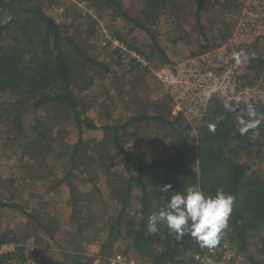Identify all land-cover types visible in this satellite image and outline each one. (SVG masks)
Returning a JSON list of instances; mask_svg holds the SVG:
<instances>
[{
	"label": "rangeland",
	"instance_id": "rangeland-1",
	"mask_svg": "<svg viewBox=\"0 0 264 264\" xmlns=\"http://www.w3.org/2000/svg\"><path fill=\"white\" fill-rule=\"evenodd\" d=\"M123 1L122 12L131 18H138L142 1ZM212 1L214 7L208 9L204 6L206 10L199 16L188 3L178 14L169 12L172 25L165 29L166 35H161L165 32L162 28L159 32L161 26L151 27L150 30L157 33L155 41L164 54L158 51L154 40L146 32L120 19L112 8L98 0L11 2L15 25L25 21V3L38 6L59 26L63 37L77 43L101 66L87 68L80 58H73L72 49L67 45L68 53L75 60L73 72L74 78L77 77L75 88L80 117L97 127L96 130H83L81 138L84 143L74 159L71 152L78 140L77 129L72 114H66L60 104L29 109L24 119L25 138L18 135L19 132L14 134L12 126L7 128L3 124L12 131V136L8 145L0 136V207L17 202L21 208H8L4 213L0 212V234L13 230L30 236L19 242L26 250L23 259L20 260L22 255L16 254L10 264H108L115 255H120L126 263H150L147 255L132 249L131 238L125 236L126 221L117 239H110L107 234V227H112L119 210L123 209L121 202L125 190L122 184L128 173L113 144V132L104 131L103 128L123 127L118 134L121 145L135 156L134 159L165 160L169 155H174L186 157L187 165L194 167L195 151L187 148L186 144L190 146V139L196 138L202 118L193 121V125L188 124L176 112L173 99L157 83L153 72L196 56H207L211 61L220 57L222 70L235 67L226 84L233 100L264 99L262 85L245 88L240 93L233 80L244 66L247 50L251 46L257 51L264 50V0ZM6 14H10V11H6ZM118 38L125 40L123 47L128 52H134L129 47L133 46L141 52L139 55L150 57L147 58L146 69H139L128 53L120 51ZM124 65L131 68L127 70L123 68ZM214 99L216 104L221 105L230 102L217 97ZM210 108L211 104L208 111ZM158 110L162 112L157 114ZM165 114L171 120L178 115L182 125L188 128L186 135L189 143L180 147L179 153H176V147L174 150L169 128L144 119ZM9 116V119L14 118L13 115ZM50 117L55 121L52 132L49 133L50 127H41L36 135L44 133V139L39 142L32 137L31 128L36 127L37 122L39 125H50L45 122ZM137 118L142 120L130 122ZM262 159L251 160L253 168L261 175L264 173L260 163ZM138 161L131 168V173L135 175ZM131 193L132 199L124 218L137 216L135 223H138L141 197L138 192ZM153 205L151 212H158V204ZM26 214L33 218L29 219ZM38 223L48 227V232L39 228ZM258 239L259 235H255L248 240L252 246L247 251L254 255L253 262H243V256L236 253L233 245L223 239L225 242L220 243L219 238L214 246L204 249V252L216 264L219 260L231 264H264V257L258 251ZM26 245L38 250L29 251ZM13 246L14 250L11 248ZM6 251L8 254L14 253L15 245L9 243ZM190 254L183 252L179 258L189 259Z\"/></svg>",
	"mask_w": 264,
	"mask_h": 264
},
{
	"label": "trees",
	"instance_id": "trees-1",
	"mask_svg": "<svg viewBox=\"0 0 264 264\" xmlns=\"http://www.w3.org/2000/svg\"><path fill=\"white\" fill-rule=\"evenodd\" d=\"M12 1L0 0V124H2L0 136L8 145L12 131L6 127L12 126L11 130L13 129L14 134L19 132L18 135L25 138L27 133L24 130V119L28 116L29 109L60 104L66 114H72L77 129L78 140L71 152V157L74 159L84 143L81 138L83 130H96L97 127L91 121L80 117L73 58H80L86 63L83 65L87 68L101 65L77 43L63 37L59 26L38 6H29L25 3L23 8L26 14L25 21L15 25ZM20 1L24 4V0ZM141 1L139 17L131 18L126 12H122L125 1L98 0L102 5L106 4L112 8L120 19L127 20L134 27L146 32L154 40L153 44L157 48L159 47L155 41L157 33L150 29L153 26H161L159 28L161 32L162 29H167L168 25H172V21L171 23L169 21L171 19L169 12L173 15L178 14L182 12L185 3L186 5L188 3L199 16V13L206 10L203 9L204 6L208 9L214 7L212 0ZM6 11H10V14L5 16ZM161 35H166V30ZM117 40L125 46L123 43L125 40L122 38ZM67 45L72 49L73 58L67 51ZM129 47L137 54L141 53L133 46ZM158 51L164 54L159 48ZM247 51L248 56L244 66L238 70L233 79L240 93L245 88L250 89L260 85L264 87V50L257 51L251 46ZM142 56L150 59L148 56ZM81 77L82 75L79 78ZM214 100L211 102L210 110L201 119L196 138L190 139V146L186 144L187 148L195 151L194 167L187 165L186 157L174 155H169L165 160H145L139 157L134 159L135 156L121 145L118 134L123 127L103 128L104 131L113 132V144L120 153L123 168L128 173L122 184L125 190L121 202L123 209L119 210L112 227H107L109 229L107 234L110 239H117L126 221L125 236L131 238V247L134 251L150 258L147 260L149 264L178 261L184 264L192 261L196 255L201 258L208 256L204 249L209 247L203 246L196 238L185 235L183 239L177 240L167 227L161 226L156 234L150 233L146 227L147 219L152 214L153 203L158 204L160 211L166 207L171 196L177 192H185L188 187H195L211 196H214L218 190L234 195L236 199L227 227L218 236L220 243L226 241L229 245H233L236 253L243 256V262L245 260L253 262L254 255L247 251L252 246L248 240L259 235L258 251L264 257V173L259 174L253 168L254 163L251 162L252 159L263 158L260 163L264 167V99L252 98L245 101L235 99L228 105L216 104ZM250 109L255 115L251 114ZM161 112L162 110H158L157 114ZM9 114L14 118L9 119ZM166 114L144 117V119L169 128L173 136L172 145L174 150L176 147V153H179V148L185 147L186 142L189 143L186 135L188 128L182 125L179 117L176 116L171 120ZM53 120V117L46 119L45 122L50 125L46 123L39 125L37 122L36 127L29 131L32 137L39 142L42 141L44 133L38 136L36 134L41 127H50L49 133H51L55 122ZM139 120L142 118L131 119L130 122L135 123ZM137 160L139 161L135 175L131 173V168L133 163L137 164ZM167 185L171 187L169 191H164L163 187ZM132 191L140 193L141 197V209L137 214L140 215L138 223H135L137 216L126 220L124 218L125 210L132 199ZM5 206L2 205L0 208ZM9 208L19 209V206L14 204ZM26 216L29 219L33 218L31 215L26 214ZM38 227L48 232V227L40 223ZM28 238L30 236H25L24 232L19 231L6 230L1 233L0 247L12 243L15 245V252L0 255V264H10L16 254L22 255L20 259L22 260L25 248L19 245V242ZM183 252H191L190 258L181 260L179 257Z\"/></svg>",
	"mask_w": 264,
	"mask_h": 264
},
{
	"label": "built area",
	"instance_id": "built-area-1",
	"mask_svg": "<svg viewBox=\"0 0 264 264\" xmlns=\"http://www.w3.org/2000/svg\"><path fill=\"white\" fill-rule=\"evenodd\" d=\"M119 49L121 52L128 53L130 59L139 69H146L148 67V60L142 55L128 52L122 45H120ZM212 60H209L207 56H196L153 72L157 83L173 99L176 112L188 124L193 125V121L203 118L214 98H220L224 102L234 99L228 93L226 84L229 83L231 71L235 70V67L231 66L230 70L225 71L222 70L223 64L220 62V57L213 58ZM123 68L128 70L131 67L124 65ZM8 245L4 244L0 247V255L8 254L6 251ZM11 248L14 250V246ZM211 251L209 250V252ZM108 264L133 263H126L120 255H115L109 260ZM165 264L183 263L178 261L167 262ZM184 264H216V262L210 261L208 257L201 258L196 255L192 261H187ZM217 264H227V262L219 260Z\"/></svg>",
	"mask_w": 264,
	"mask_h": 264
},
{
	"label": "clouds",
	"instance_id": "clouds-1",
	"mask_svg": "<svg viewBox=\"0 0 264 264\" xmlns=\"http://www.w3.org/2000/svg\"><path fill=\"white\" fill-rule=\"evenodd\" d=\"M252 115L255 112L250 109ZM171 186L163 187L169 191ZM236 197L218 190L214 196L195 187L171 196L166 207L152 213L147 219V230L156 234L160 227H167L177 240L185 235L196 238L203 246L212 247L218 242L219 233L227 227Z\"/></svg>",
	"mask_w": 264,
	"mask_h": 264
},
{
	"label": "crops",
	"instance_id": "crops-1",
	"mask_svg": "<svg viewBox=\"0 0 264 264\" xmlns=\"http://www.w3.org/2000/svg\"><path fill=\"white\" fill-rule=\"evenodd\" d=\"M18 205L19 208H21V206L19 205V203L15 202V203H12V205ZM9 206L6 205L5 207L2 208V210H0V212H5V210H8ZM23 211V210H22ZM3 216V215H2ZM27 248H29V251H35V250H38L36 247H31L30 245H26ZM26 251V250H25Z\"/></svg>",
	"mask_w": 264,
	"mask_h": 264
}]
</instances>
